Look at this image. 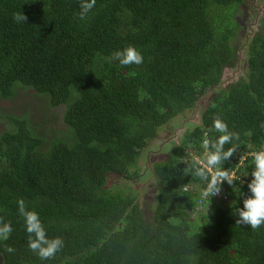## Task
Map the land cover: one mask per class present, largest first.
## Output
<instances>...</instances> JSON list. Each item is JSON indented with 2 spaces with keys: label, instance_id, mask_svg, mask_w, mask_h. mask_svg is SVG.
Instances as JSON below:
<instances>
[{
  "label": "trees",
  "instance_id": "1",
  "mask_svg": "<svg viewBox=\"0 0 264 264\" xmlns=\"http://www.w3.org/2000/svg\"><path fill=\"white\" fill-rule=\"evenodd\" d=\"M246 3L95 0L81 19V0H0V99L32 91L65 106L73 140L45 144L29 113L10 118L0 135V217L13 231L0 264H264V227L233 215L250 195L252 153L264 149V35L238 51L231 44ZM127 45L142 64L112 58ZM244 55V73L225 78ZM202 103L193 128H178L179 143L152 155L159 132ZM216 116L232 135L224 150L234 151L209 167ZM217 169L234 182L205 196ZM142 184L144 203L132 188ZM20 198L49 238L63 240L53 258L29 249Z\"/></svg>",
  "mask_w": 264,
  "mask_h": 264
},
{
  "label": "clouds",
  "instance_id": "2",
  "mask_svg": "<svg viewBox=\"0 0 264 264\" xmlns=\"http://www.w3.org/2000/svg\"><path fill=\"white\" fill-rule=\"evenodd\" d=\"M94 4L95 0H91L90 3L88 0H81V19L87 15ZM13 19L16 23H25L28 18L24 13L17 12L13 14ZM112 58L124 67L133 64L140 65L144 61L141 51L133 45H127L123 49L114 51ZM213 127L221 135L217 141L211 144L213 151L207 153V164L209 167H215L223 160H228L232 157L234 151L232 148H229L227 151L224 150V145L232 139L227 123L219 116H216L213 118ZM209 146L210 142L204 140L203 147L207 150ZM252 160L254 167L251 172L252 179L248 184L250 195L243 200V207L237 209L233 215L238 217L236 220L237 224L248 225L252 230H257L264 227V149L252 153ZM197 174L202 177L204 176V172H198ZM225 181L229 185H232L234 178L228 171L217 169L215 174L212 175L204 195L220 197L223 189L222 184ZM17 208L19 214L24 219L25 231L28 233L27 243L29 249L36 253L41 260L53 258L63 247V240L60 237L49 238L47 236L39 213L34 209H29L23 198L18 199ZM12 231L11 222H5L3 217H0V242L8 241ZM4 247L8 253L15 251L11 245L5 244Z\"/></svg>",
  "mask_w": 264,
  "mask_h": 264
},
{
  "label": "rangeland",
  "instance_id": "3",
  "mask_svg": "<svg viewBox=\"0 0 264 264\" xmlns=\"http://www.w3.org/2000/svg\"><path fill=\"white\" fill-rule=\"evenodd\" d=\"M235 22L239 25V33L231 44L238 51L253 35H264V0H247V3L238 12ZM245 59L246 55L241 56L239 59L241 61V69L236 73H227L225 78L229 79L232 75V77L235 76V79H237L244 73ZM33 94L31 91L28 94H19L10 100L0 99V135L5 131L12 130L13 124L10 122V118H21L26 113H29L31 123L39 128L36 131L37 135L42 137L45 144H50L54 141L72 143V132L63 122L65 106L52 109L47 101L44 102V100L36 98ZM205 106V103H202L200 107L189 110L166 125L159 132V137L152 142L154 144L152 155H156V152H162L160 146L164 142L167 144V150L175 146V144L177 145L179 142L174 140L180 136V133H177L180 131L178 128L192 129L193 124H196L200 118L201 109ZM31 114H33V120ZM111 182H115L116 185L121 183L119 180H114V178L111 179ZM132 188L140 192L139 202H146L145 185L142 184L140 187L139 185H134Z\"/></svg>",
  "mask_w": 264,
  "mask_h": 264
},
{
  "label": "flooded vegetation",
  "instance_id": "4",
  "mask_svg": "<svg viewBox=\"0 0 264 264\" xmlns=\"http://www.w3.org/2000/svg\"><path fill=\"white\" fill-rule=\"evenodd\" d=\"M247 38H248V37H247ZM247 38H246V40H247ZM241 48L243 49V48H244V46H242ZM240 50H241V49H240Z\"/></svg>",
  "mask_w": 264,
  "mask_h": 264
}]
</instances>
